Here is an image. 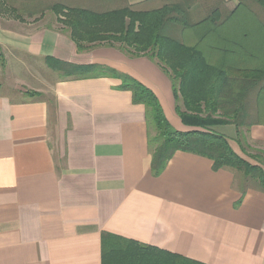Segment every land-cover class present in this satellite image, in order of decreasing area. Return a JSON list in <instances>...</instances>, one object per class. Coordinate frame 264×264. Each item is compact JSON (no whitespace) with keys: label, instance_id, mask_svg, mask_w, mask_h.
<instances>
[{"label":"crops","instance_id":"1","mask_svg":"<svg viewBox=\"0 0 264 264\" xmlns=\"http://www.w3.org/2000/svg\"><path fill=\"white\" fill-rule=\"evenodd\" d=\"M174 1L106 0L92 9L151 11ZM190 1L196 24L213 0ZM46 58L128 75L153 92L176 130H190L155 61L104 45L78 52L55 16L0 15V264H101L102 233L198 264H264L256 182L185 152L153 177L143 105L116 78L65 77ZM220 128L241 158L249 148L264 154V124L240 127L239 137Z\"/></svg>","mask_w":264,"mask_h":264},{"label":"trees","instance_id":"2","mask_svg":"<svg viewBox=\"0 0 264 264\" xmlns=\"http://www.w3.org/2000/svg\"><path fill=\"white\" fill-rule=\"evenodd\" d=\"M23 1L27 7L38 8L48 0L44 4ZM97 1L106 2L59 0L51 3L49 10L69 33L78 52L93 45H104L116 47L130 58L145 57L155 61L171 82L176 116L190 130H176L164 116L153 92L126 74L99 65L75 66L52 58H46V64L65 77H112L121 81L119 89L130 91L133 104L143 105L148 127L152 125L154 135L148 136V145L153 177L164 171L176 152H185L211 160L213 171L241 172L244 178L255 180L264 193V169L260 163L264 154L250 155L256 163L252 164L234 153L227 138L215 131L218 127L233 126L239 137L240 127L264 124L257 123V118L264 116V53L263 60L254 67L223 69L209 64L195 46L162 35L167 23H171L173 29L176 25L184 31L204 25L209 31L218 30L235 12L226 7L229 0L210 2L207 15L196 24L188 20L190 0L174 1L151 11L129 6L95 11L92 8ZM111 1L118 2L109 0V3ZM236 1L237 6L254 3L259 17H263L260 11L264 14V0ZM258 19L264 22L263 18ZM165 257L173 258L174 264H198L118 236L101 234V264H161Z\"/></svg>","mask_w":264,"mask_h":264},{"label":"rangeland","instance_id":"3","mask_svg":"<svg viewBox=\"0 0 264 264\" xmlns=\"http://www.w3.org/2000/svg\"><path fill=\"white\" fill-rule=\"evenodd\" d=\"M34 1L37 3L40 1L41 4L46 2V0ZM57 1L59 0H48L43 7L30 8L25 5L26 3H24L23 0H0V15L23 22L28 20H35L37 22L43 16L47 18L55 16L49 10V6L51 3ZM236 4V0H229L227 2V6H229L230 9L232 8V11L234 10L235 12L218 30L209 31V27L204 25L184 31L176 25H174L173 29L172 24L167 23L162 29V35H167L186 45L195 46L211 65L222 67L223 69L254 67L257 62L263 60L264 22L258 18L264 19V14L260 11L263 17H259V10L254 3L240 6ZM31 12L32 14H30ZM258 55H261V57H257ZM257 123H264V116L262 118L258 117ZM149 127L151 131L150 134L153 136L154 132L152 125ZM216 131H219L218 133H225L222 128ZM249 149L248 152L250 153L242 157L246 161L256 164L255 161L250 158L252 150ZM257 154L258 152L253 151L252 155ZM260 163L264 169V157H262ZM236 173L238 180L241 179V177L243 178L241 172L236 171ZM251 182L254 183L256 181L251 180Z\"/></svg>","mask_w":264,"mask_h":264}]
</instances>
